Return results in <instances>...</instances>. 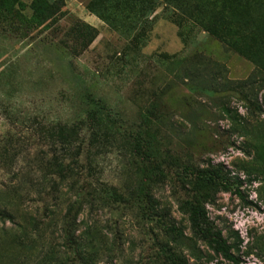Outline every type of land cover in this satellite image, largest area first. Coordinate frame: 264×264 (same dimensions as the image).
Returning a JSON list of instances; mask_svg holds the SVG:
<instances>
[{
  "label": "rangeland",
  "instance_id": "374dc122",
  "mask_svg": "<svg viewBox=\"0 0 264 264\" xmlns=\"http://www.w3.org/2000/svg\"><path fill=\"white\" fill-rule=\"evenodd\" d=\"M7 2L0 264H231L187 201L264 264V0ZM218 169L249 204L190 177Z\"/></svg>",
  "mask_w": 264,
  "mask_h": 264
},
{
  "label": "trees",
  "instance_id": "16d2710c",
  "mask_svg": "<svg viewBox=\"0 0 264 264\" xmlns=\"http://www.w3.org/2000/svg\"><path fill=\"white\" fill-rule=\"evenodd\" d=\"M14 6V3L7 2V0H0L1 9L7 10L8 8L11 9ZM89 123L91 124L89 125ZM78 125L86 129L89 128L88 126L92 127V129L94 128V124L92 122H87L86 124L78 123ZM80 127L77 128L76 125L77 129H80ZM190 177L204 184L218 185L223 189L224 192L230 194L231 196L238 197L246 204L248 203L245 200L242 192L241 181L239 179L228 178L221 169L196 173L191 172ZM183 208L189 215L191 230L199 240L212 247L214 251L225 261L231 264H244V260L234 253L233 246L229 244V242L223 237L222 232L217 229L214 222L208 218L204 208L200 207L193 201H187ZM74 217L75 208L69 211L67 221L68 229L72 227L75 221ZM0 218L11 219V216L0 210ZM167 231L176 240H179L183 237L182 233L175 227H169ZM72 253L74 254V260L79 262L78 254L74 248H72ZM169 258L173 264H184L182 260H179L173 255H170Z\"/></svg>",
  "mask_w": 264,
  "mask_h": 264
}]
</instances>
